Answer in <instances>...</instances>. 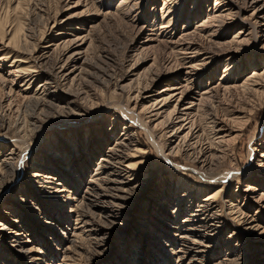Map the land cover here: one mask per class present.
I'll use <instances>...</instances> for the list:
<instances>
[{
    "label": "rangeland",
    "instance_id": "374dc122",
    "mask_svg": "<svg viewBox=\"0 0 264 264\" xmlns=\"http://www.w3.org/2000/svg\"><path fill=\"white\" fill-rule=\"evenodd\" d=\"M233 1L243 14L212 20L208 37L199 27L226 3L0 0V264H264V32L248 37L253 8ZM184 34L213 54L192 97L261 74L194 112L201 142L190 152L147 111L185 84L171 47ZM216 115L235 131L206 172L238 170L231 180H208L198 162L200 151L215 157ZM118 149L135 155L133 175L106 160ZM221 186L211 215L200 205Z\"/></svg>",
    "mask_w": 264,
    "mask_h": 264
},
{
    "label": "bare ground",
    "instance_id": "6f19581e",
    "mask_svg": "<svg viewBox=\"0 0 264 264\" xmlns=\"http://www.w3.org/2000/svg\"><path fill=\"white\" fill-rule=\"evenodd\" d=\"M222 2L226 3L227 8L225 9V11L224 12L220 11L222 14L219 13V17H215V13H212L209 16V18L199 27L200 29L198 28L200 32L206 33L208 35V37H211L214 35L216 36L218 34L219 25L212 22V20L217 19V18H221L224 22H227V20L232 18L235 14H240V15L243 14V8L239 7L237 5V3H235V1H233V0H216L215 6L217 7L219 5V3H222ZM246 2H247V4H249L253 8V13L251 14L248 21L246 22L247 25H244V27H242V28L245 30H248L249 32L247 33V36L249 37L250 34H252L251 37L257 43L259 41L260 34L262 32H264V0H246ZM223 8H225V7H223ZM216 11H218V10L216 9ZM252 15H254V18ZM210 19H211V21H210ZM225 25H228V24H225ZM168 26H166V27H168ZM242 28L235 35L237 37L236 41H238L239 43L245 42L248 39V38H246L247 36L243 37V35L245 34V30H242ZM186 36H188V35H185V38H184V36L183 37L181 36L183 39H179L176 41L171 40L172 41L171 42L172 50L176 53L177 57L181 60L182 64L186 68V70L184 71V76H183L185 78L184 79L185 84L178 85V83H177L178 86L170 85L169 88L164 89V90L169 92V96L156 98L155 103L152 102L153 104H151V105H149V107H147V111L149 112L150 116L153 115V116L157 117L156 120L158 122L156 123V125H161L162 127H164L166 129V131L169 133V135L171 136L170 138L180 139V141H181L179 144L180 146L178 145L180 150H186V148H187L188 151L190 152L194 149H197L199 147L198 143L200 144V142H201V141L199 142V138H200L199 134L200 133H198V130H196L197 128H196V121H195L196 120L195 116L197 114V111L200 109V107L202 105L205 106L206 102H208L209 100H213L214 98H216L218 95V92L222 88L225 91H231L232 89H238V88H246L247 89V88H252L253 86H256V85H260L261 83L258 82L257 79H255V78L261 74L253 72L252 74L248 75V77L240 84H237V82L234 79H228L226 77L227 86H222L220 84L215 85V86H209L206 91H204L202 93H198L199 98L192 97L193 96L192 94L197 95V93H195L193 88H194L196 81L198 79V75H200L201 72H204V68L209 66L212 63L213 54L204 53L203 50L199 47V45L197 43H194V41H190V39L188 40ZM263 47H264V44H263ZM203 55H206V57L200 58V57H203ZM75 58H76V56H75ZM229 65H231V64L227 63L226 67L228 68V71H231V69H233V66H229ZM179 84H181V83H179ZM164 90L162 91V93L164 92ZM134 99H136V98H134ZM172 100H174L176 102L175 109L173 111L171 110V112L169 111L170 113L169 114L167 113L168 115H164L166 113L165 106ZM208 104H206V105H208ZM152 122H153V120H152ZM211 122H212L213 130H215L214 135H217L218 139L217 140L213 139V140L208 141L210 147H206V148H208V150H210L213 153V156L215 155V157H208L205 153L200 151V156L198 158V162L201 164L203 171H205V172H203V173H205V176H207V175L209 176V177H207L208 180H216L218 177L220 178V180H222V179L223 180H225V179L231 180L230 179L231 176L237 174L239 172L238 170L235 169L232 171H227L226 173L224 172L223 174L210 173L211 175L208 172H206V168L210 169V167L216 162V159L219 158L217 155H218V153L221 152L222 145L225 142V136H226L225 133L229 134L230 131H235V130H232V129L226 127V125H225L226 123H224V121L221 120L217 115L213 118V120ZM149 123H151V122H149ZM144 125L147 126V128H148V123H146V124L144 123L143 126ZM150 127H149V129H150ZM172 143L173 142H171V144ZM24 145H26V144H24ZM30 145H31V143L29 144V147H30ZM111 148H113V146H111ZM174 148H176V147L169 148V150L171 152L172 151L174 152ZM29 149L30 148H27L26 152H28ZM135 150L141 151V149H135ZM222 154H224V152ZM127 156H129V158H130V157L135 156V155H133V154L127 155L125 152L118 149L117 151L113 152L111 155H108L106 160H108V161L112 160L113 162L121 164L123 166L122 170L125 171V173H127L129 175H133L134 170H135V166H134V164H132L128 161ZM262 156H264V153H262ZM12 161H6V162H8L7 163L8 167H10L11 169H13L15 171L18 161H16V160H15V162H12ZM20 161H21V159H20ZM209 172H210V170H209ZM212 174H214V175H212ZM39 175L51 178V175L41 174L38 172L36 174V176H39ZM100 181H103L101 183L105 184V182L107 180L101 179ZM251 188L252 187H249V188H247V190H251ZM222 191H223V187L221 186L218 189H216L215 191H213L212 193H210L202 201L200 206L204 207V209H206V211L208 213H210L211 215H214V214H212V212L214 211L213 203H214L217 195H219ZM261 200H262L263 207H264V196L262 197ZM94 202H95V200L90 201V203H93V204H94ZM201 210H203V209H201ZM210 214H208V216H206V217H203V218H205V221L200 220L203 225H209V222H206V221L211 220ZM183 242H184V245H186L187 247H190V248L194 247L195 248V246L192 245L195 243V241H191V240L187 239V237H186L183 240Z\"/></svg>",
    "mask_w": 264,
    "mask_h": 264
}]
</instances>
